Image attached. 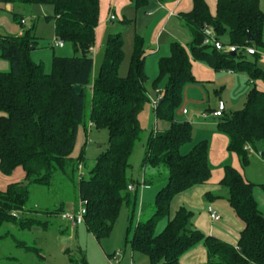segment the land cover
Wrapping results in <instances>:
<instances>
[{
  "label": "trees",
  "instance_id": "obj_1",
  "mask_svg": "<svg viewBox=\"0 0 264 264\" xmlns=\"http://www.w3.org/2000/svg\"><path fill=\"white\" fill-rule=\"evenodd\" d=\"M131 1L137 8L148 4V0ZM157 2L168 5L178 0ZM0 4L51 6L56 39L70 44L74 52L72 57L53 56L52 71L46 74L43 65L30 59L29 51L36 42L29 34L0 38V59L10 66L9 72L0 73V173L9 179L0 192V228L17 223L25 231L42 225L34 219L17 220L15 214L27 208L31 189L50 188L59 174L74 183V174L84 161V149L78 156L74 151L81 128L85 130L86 88L91 85L89 123L108 132V146L93 167L80 174L77 190L85 209L83 222L95 239L100 241L112 232L122 205L131 201L129 186H153L163 180L153 214L145 222L139 221L134 231V253L145 255L150 264H181L185 253L202 244L208 254L206 264H264V214L253 196L257 185L230 165L224 166L220 186L226 189L229 206L243 224L236 247L194 228V213L185 206L171 216L177 195L207 185L212 177L207 141L181 153L192 141V125L178 121L175 114L185 86L197 83L193 62L215 72L247 76L252 87L243 108L228 114L218 111L221 117L216 129L227 137V150L238 157L242 171L249 165L251 153L263 154L264 159V90L257 88L258 82L264 85V70L247 59H259V52L264 50L260 0H216L215 15L205 0H192L190 12L178 14L191 42L187 48L171 42L169 56L159 60L158 80L166 78L167 83L163 89H159L158 80L152 84L154 98L160 96L154 106V120L167 128H156L146 138L139 181L130 179L128 171L135 144L142 140L139 116L149 102L143 39L135 37L128 74L121 77L123 40L120 34L110 35L99 74L93 78L91 54L100 20V0H0ZM22 20L19 24L25 26ZM202 27L212 28L219 40L228 35L231 46L253 47L257 54L240 51L232 57L204 47ZM156 90L160 92L156 94ZM213 113L206 114L209 118ZM84 166L87 168L86 163ZM17 169L24 177L10 180ZM258 187L264 191V184ZM213 197L212 193L205 195L209 201ZM57 212L65 213L61 209ZM165 219L166 227L157 235L156 227ZM20 244L26 253L43 260L35 246ZM68 257L69 264H86L82 253Z\"/></svg>",
  "mask_w": 264,
  "mask_h": 264
},
{
  "label": "rangeland",
  "instance_id": "obj_2",
  "mask_svg": "<svg viewBox=\"0 0 264 264\" xmlns=\"http://www.w3.org/2000/svg\"><path fill=\"white\" fill-rule=\"evenodd\" d=\"M205 2L211 14L215 15L216 0H205ZM110 4L100 12V20L106 18V21L103 22L104 33L102 37L104 38L102 39L100 35L97 37L95 32V45L91 54L94 60L95 77L99 74L105 53V44L110 35L120 34L123 40L124 57L119 69L121 77H126L128 74L135 37L142 38L144 42L145 72L149 78L146 86L149 102L139 116L143 135L142 140L135 144L128 171L130 179L139 181L142 176L146 138L156 128L162 131L163 127L161 125L165 124L154 120L152 84L159 78L158 63L161 57L165 58L170 54L169 45L171 41H177L184 47H188L190 44V33L183 22L179 20L178 14L190 12L192 0H182L175 17L165 25L166 32L161 31L159 36H157L160 29L158 27L159 21L165 14H168V9L159 7L163 10L161 15L153 22L147 23L145 18H149L156 11L155 9L146 11L149 2L141 8H137L131 0H123V4L119 8L111 7ZM260 5L264 12V0H260ZM53 15L54 12L51 6L0 4V38L15 39L23 34H29L36 42L35 48H31L29 51L30 59L35 64L43 65L46 74H50L52 71L53 56L72 57L74 55L72 46L68 43H64V47H53L54 41L57 40L52 19ZM110 15H114L116 19L109 21ZM21 19L25 21V26L19 24ZM101 24L100 22V26H102ZM169 33L175 35V40L170 39ZM220 41L224 45H229L228 35L222 37ZM259 55V59L254 56H247V59L256 62L264 70V50L260 51ZM9 71V63L4 59H0V73ZM166 83V78L158 80L159 89H163ZM216 90L219 91V88L215 89L210 84L195 83L185 86L182 101L175 116L178 121L192 123V141L181 149V153H188L198 142L208 141L209 130L214 131L218 119L209 117V121L203 122L198 117L208 113V109L220 111L221 104L218 98H215ZM226 93L229 94V92ZM90 102L91 85L86 88L85 130L81 128L74 151V156H78L81 149H84V161L74 174V183L68 181L64 175L59 174L50 188L34 187L31 189L27 208L15 214L18 217L17 220L34 219L42 225L25 231L20 230L17 223H9L0 228V264H69V254L77 255L78 253L84 255L86 264H108L109 255L117 256L113 260V264H150L145 255L133 252L131 243L138 222H145L153 214L155 197L164 187L162 185L163 180L159 183L155 182L153 186H140L136 202L135 194H130L131 201L122 205L112 232L107 238L100 241L96 240L87 230L84 222L75 225L70 224L63 221L61 214L57 212L61 209L64 212L76 214L81 210L82 204L77 190L80 174L87 173L108 146V132L104 129L97 130L89 123ZM238 107L237 109H242V106ZM183 109L188 111V115L185 117L182 115ZM224 113L228 114V111L225 110ZM85 163L87 168L84 166ZM245 172L248 175L247 177L255 183L264 184V160L253 157ZM258 190V199L261 205L264 191L261 188H258ZM197 214L198 212L195 213V215ZM166 224V219L159 222L156 227L157 235L164 230ZM22 242L39 249L43 260L35 254L26 253L25 249L21 247L20 243Z\"/></svg>",
  "mask_w": 264,
  "mask_h": 264
},
{
  "label": "crops",
  "instance_id": "obj_3",
  "mask_svg": "<svg viewBox=\"0 0 264 264\" xmlns=\"http://www.w3.org/2000/svg\"><path fill=\"white\" fill-rule=\"evenodd\" d=\"M148 2L149 5L146 11H150L151 9H155L156 11L149 18H145L147 23L153 22L158 16L161 15L163 10L159 9V7L168 9V14H165V16L162 17L159 21L158 27L160 29L157 34V36H159L161 31L164 30V33L166 32L165 25L169 20L175 17V14L177 13V9L179 8L178 6H180L182 0H178L176 4H168V5H161L157 2V0H148ZM109 3H111L110 4L111 7L114 6L119 8L123 4V0H110V1L100 0V12H102V9H104ZM110 10L112 12V8ZM113 12L115 13V11ZM149 14H151V12H149ZM105 21L106 18L102 21L99 20V26L95 30L97 37H99L100 35L102 39L104 38L102 36L104 33L103 22ZM100 22L102 23L101 24L102 26H100ZM169 36L170 39H174L175 35L169 33ZM159 50L161 51V48ZM192 72L195 79L197 80V83L210 84L211 86L215 87V89L219 88V91L216 90L215 92V96H216L215 98H218V101L221 104L220 112L224 113V111L227 110L228 113H231L234 112L235 110L236 111L239 110L237 109L238 106H242L241 108H243L246 101V96L252 87V84H250L246 75L239 73L223 72V71L215 72L213 69L209 68L208 66L198 62L192 63ZM93 77H95L94 70H93ZM257 88L260 90H264V85L261 82H258ZM226 92H229V94H227ZM184 111H186L187 113L183 114ZM218 111L219 110H210V109L207 110L208 113H213ZM182 115L183 117L187 116L188 111L186 109H183ZM198 118H200L201 121L203 122L209 121L210 118L214 119V117H210L206 120L203 119V117H198ZM206 125L208 124L206 123ZM216 125L217 123L214 126V131L209 130L210 135L207 141L209 144V164L212 170L211 180L207 185L199 186L177 195L172 202L171 216H173V214L178 209V207L185 206L194 213V218H193L194 228L201 231L206 236H213L219 240H222L236 247L240 232L243 229V224L233 214L229 206L227 200L228 197L227 191L220 186V181L224 176V166L230 165L236 170L242 172L245 178L249 182L257 185L253 190V196L258 204L259 210L263 214H264V198L262 199L260 205L258 199V192H259L258 185L260 184L255 183L252 179L247 177L248 175L246 174L245 171L248 168V166L244 169V171H242L238 157L235 156L234 154L229 153V151L227 150L229 145V141L227 137L217 132ZM161 127H163L162 129L163 131L167 128V125L164 124L161 125ZM253 157H257L258 159L264 160L262 155L259 153L258 154L251 153L250 160ZM23 177H24L23 171L21 169H17L13 174V176L10 178V180L13 179L21 180ZM8 180L9 179L4 178L0 173V192H2L6 188ZM136 189H138V187H136ZM207 193H212L214 195L213 200L209 201L205 198V195ZM132 194H135V202H136L138 197V192L137 193L133 192ZM210 208L220 217L219 221L214 222L211 220L209 215ZM196 212H198L197 215H195ZM108 257L111 258L112 256L109 255ZM207 260H208L207 250L204 248L202 244H199L190 251H188L187 253H185L181 257L180 263L206 264Z\"/></svg>",
  "mask_w": 264,
  "mask_h": 264
},
{
  "label": "built area",
  "instance_id": "obj_4",
  "mask_svg": "<svg viewBox=\"0 0 264 264\" xmlns=\"http://www.w3.org/2000/svg\"><path fill=\"white\" fill-rule=\"evenodd\" d=\"M116 18L114 15H110L109 16V21H114ZM22 24L24 25L25 24V21L22 20ZM203 31H204V34H205V39L203 41V46L204 47H208V48H211V49H215L216 51H219V52H223V53H227V54H238L240 51H244L247 55H255L257 54V50L253 47H237V46H231V45H224L223 43H221V41L219 39H217L216 35H215V32L212 28L210 27H204L203 28ZM64 47V42L63 41H54V44H53V47ZM160 91L159 90H156L155 93H159ZM160 100V96L154 98L152 101H153V104L154 106L157 105L158 101ZM187 112L184 111L183 114H186ZM203 119H208V115L207 114H204L203 116ZM211 117H214V118H219L221 117V113L220 112H215L213 114H211ZM128 190L130 192H135V187L134 186H129ZM85 214V209L84 207L82 206L81 210L76 213V214H73V213H70V212H65L63 214H61V219L63 221H66L70 224H78L80 222H83V216ZM209 215H210V218L212 221L214 222H217L219 221L220 217L210 208L209 209ZM116 255L113 257V259L109 260V264H113V260L116 259Z\"/></svg>",
  "mask_w": 264,
  "mask_h": 264
},
{
  "label": "water",
  "instance_id": "obj_5",
  "mask_svg": "<svg viewBox=\"0 0 264 264\" xmlns=\"http://www.w3.org/2000/svg\"><path fill=\"white\" fill-rule=\"evenodd\" d=\"M204 27H202V29H203ZM248 40H249V42H252L253 41V39L251 38V36H249V38H248ZM230 56H235V54H230ZM76 91L78 92L79 91V88H76ZM262 156H263V154H261Z\"/></svg>",
  "mask_w": 264,
  "mask_h": 264
}]
</instances>
